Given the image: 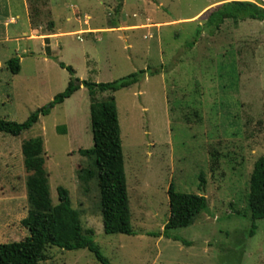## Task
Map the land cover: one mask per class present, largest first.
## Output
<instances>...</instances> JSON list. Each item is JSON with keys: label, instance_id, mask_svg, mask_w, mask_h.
I'll use <instances>...</instances> for the list:
<instances>
[{"label": "rangeland", "instance_id": "374dc122", "mask_svg": "<svg viewBox=\"0 0 264 264\" xmlns=\"http://www.w3.org/2000/svg\"><path fill=\"white\" fill-rule=\"evenodd\" d=\"M220 1L0 0V119L21 123L49 107L72 78L61 62L98 84L146 71L130 87L98 95H114L118 105L136 234L106 233L97 179L86 186L79 177L82 167L94 168L80 150L95 145L82 85L20 136L0 132V244L30 235L22 223L23 142L42 136L54 203L59 187L68 189L111 264H264V219L252 235L249 207L251 175L264 155V22L238 31L230 19L218 29L203 10ZM15 57L18 74L8 66ZM172 184L209 205L168 236ZM40 264L102 263L88 249L54 246Z\"/></svg>", "mask_w": 264, "mask_h": 264}, {"label": "trees", "instance_id": "16d2710c", "mask_svg": "<svg viewBox=\"0 0 264 264\" xmlns=\"http://www.w3.org/2000/svg\"><path fill=\"white\" fill-rule=\"evenodd\" d=\"M205 14L209 23L217 28L228 20L236 22L247 19L264 22V7L249 0H229L218 4ZM72 73L71 81L63 92L56 95L50 106L42 107L24 122L0 119V132L20 136L35 126L42 115H48L57 104L64 103L85 85L91 95V120L94 147L81 149L80 153L94 158V168L82 167L81 181L88 184L97 179L100 194V208L104 230L108 234H136L132 226V211L129 198L128 180L118 105L114 95L100 98L101 93L114 94L140 82L146 71L142 70L108 83L81 81L76 70L60 63ZM8 66L14 74L21 71L20 59L12 58ZM62 132L67 128L62 127ZM24 164L27 172L29 214L23 225L30 235L22 240L0 244V264H40L47 259L49 248L57 246L65 250L88 249L102 264H111L100 245L94 240V230H86L81 212L72 206L68 189L59 187L60 202L52 199L50 173L46 167L45 140L42 136L23 142ZM212 169L220 166V152H213ZM204 182V177H201ZM88 188V187H87ZM89 189V188H88ZM170 217L165 233L171 229L187 227L208 208V198L202 194L178 191L174 184L168 190ZM249 207L254 220L252 235L256 233V221L264 219V155L258 158L250 179ZM178 240V238H176Z\"/></svg>", "mask_w": 264, "mask_h": 264}, {"label": "crops", "instance_id": "0c3cea01", "mask_svg": "<svg viewBox=\"0 0 264 264\" xmlns=\"http://www.w3.org/2000/svg\"><path fill=\"white\" fill-rule=\"evenodd\" d=\"M226 1H229V0H222V1H220V2H217L216 4H213V5H210V6H207L203 11H205L206 9H210V7L212 8V7H214V6H216V5H218V4H221V3H223V2H226ZM249 1H253V2H255V3H257V4H259V5H261V6H263L264 7V0H262V1H260V0H249ZM208 9V10H209ZM202 11V12H203ZM201 12V13H202ZM247 20H249V21H247ZM247 20H245V21H240V22H237L236 24H237V28H238V31L240 30V26H241V24H246L247 23V26L248 25H250V21L252 20V19H247ZM227 22V21H226ZM261 22V21H260ZM241 31V30H240ZM255 62L257 63V60L255 59ZM256 65H258V63L256 64Z\"/></svg>", "mask_w": 264, "mask_h": 264}, {"label": "built area", "instance_id": "2783aa9c", "mask_svg": "<svg viewBox=\"0 0 264 264\" xmlns=\"http://www.w3.org/2000/svg\"><path fill=\"white\" fill-rule=\"evenodd\" d=\"M253 2V1H252Z\"/></svg>", "mask_w": 264, "mask_h": 264}]
</instances>
